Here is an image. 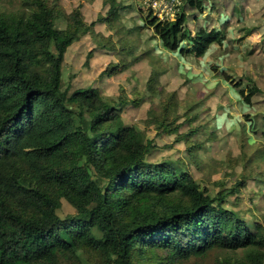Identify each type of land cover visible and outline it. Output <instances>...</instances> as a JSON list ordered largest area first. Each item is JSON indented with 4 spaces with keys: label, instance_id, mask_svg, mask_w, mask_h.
<instances>
[{
    "label": "trees",
    "instance_id": "1",
    "mask_svg": "<svg viewBox=\"0 0 264 264\" xmlns=\"http://www.w3.org/2000/svg\"><path fill=\"white\" fill-rule=\"evenodd\" d=\"M20 1L18 12L0 14V264L81 255L89 264H191L213 250L245 253L215 264H264V225L221 203L236 188L214 197L184 168L148 161L155 140L124 122L127 96L62 89L68 48L98 20L87 24L80 8L60 16L46 0ZM183 1L175 21L149 11L144 25L165 49L201 57L220 32L193 35L186 8L204 11V0ZM59 18L66 27H56ZM260 91L254 81L239 90L248 104ZM64 199L74 212L61 216Z\"/></svg>",
    "mask_w": 264,
    "mask_h": 264
},
{
    "label": "rangeland",
    "instance_id": "2",
    "mask_svg": "<svg viewBox=\"0 0 264 264\" xmlns=\"http://www.w3.org/2000/svg\"><path fill=\"white\" fill-rule=\"evenodd\" d=\"M46 1L60 16L80 8L87 24L98 20L68 48L62 89L72 94L98 88L116 101L127 96L124 122L155 140L148 161L184 168L214 197L236 188L221 203L251 226L264 225V0H204V11L187 7L193 35L200 29L220 32L221 41L201 57L165 49L144 25L143 14L150 10L139 0ZM21 8L20 0H0L2 15ZM109 16L113 23L103 20ZM66 25L62 18L56 22L57 28ZM252 81L261 91L248 104L239 90ZM73 212L64 199L60 215ZM243 257V250H213L204 261L190 263ZM62 264L89 263L81 255Z\"/></svg>",
    "mask_w": 264,
    "mask_h": 264
},
{
    "label": "built area",
    "instance_id": "3",
    "mask_svg": "<svg viewBox=\"0 0 264 264\" xmlns=\"http://www.w3.org/2000/svg\"><path fill=\"white\" fill-rule=\"evenodd\" d=\"M141 6L149 9L161 21L173 22L184 5L183 0H139Z\"/></svg>",
    "mask_w": 264,
    "mask_h": 264
}]
</instances>
